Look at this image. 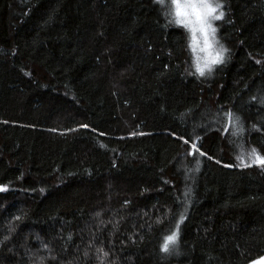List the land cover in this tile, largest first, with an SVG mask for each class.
Masks as SVG:
<instances>
[{"label":"trees","instance_id":"1","mask_svg":"<svg viewBox=\"0 0 264 264\" xmlns=\"http://www.w3.org/2000/svg\"><path fill=\"white\" fill-rule=\"evenodd\" d=\"M214 1L202 78L156 0H0V264L264 256V0Z\"/></svg>","mask_w":264,"mask_h":264},{"label":"snow or ice","instance_id":"2","mask_svg":"<svg viewBox=\"0 0 264 264\" xmlns=\"http://www.w3.org/2000/svg\"><path fill=\"white\" fill-rule=\"evenodd\" d=\"M162 2V0H161ZM175 7V16L177 17L176 23L183 24L185 27L189 28L192 32L193 39V49L195 50L197 43V33H200L203 36L204 49L207 50L212 47V44L209 42V36H212V39L215 40L216 28L212 26V21L221 20L224 17V12L221 11L223 5L221 3H213V0H187L185 3H181V0H172ZM227 52V49L221 46L219 52L211 60V64L223 63V54ZM259 63V61H257ZM207 67V65H205ZM196 71L200 76H203L205 73V68L201 67L199 63L196 65ZM261 103H264V98L261 99ZM226 116L231 126L235 127L239 124L240 118L235 116L232 112H227ZM227 131V129H225ZM237 131L242 132L243 128H237ZM135 135V133H133ZM233 135H236V131L233 132ZM185 143H189V140H185ZM193 151H190L188 154L192 155L195 152H199L200 155H205L204 152L200 151L199 147L196 144L191 145ZM241 161V164L245 167H250L253 164H259L264 167V157L260 156L255 148L251 150L248 154V159L251 163H245L243 155L237 157ZM7 189L3 186H0V191H6ZM187 196V193H185ZM16 219H19L17 217ZM185 216L181 213L179 220L176 222L175 230L171 234L166 235L163 239L160 249L162 252L169 253L174 250L179 238V228L180 224L183 223ZM71 239V237H69ZM99 252L103 253L104 257L108 256L107 252H104L103 249H98ZM87 255V253H85ZM54 258V257H53ZM103 264V261H101ZM252 264H264V256L259 257L257 260H254Z\"/></svg>","mask_w":264,"mask_h":264},{"label":"rangeland","instance_id":"3","mask_svg":"<svg viewBox=\"0 0 264 264\" xmlns=\"http://www.w3.org/2000/svg\"><path fill=\"white\" fill-rule=\"evenodd\" d=\"M156 1L165 7H169V10H170L172 17H173L172 21L174 22V24L178 25L180 27H183L187 31L188 37H189V51H190L191 65L193 67V71L198 76H200L199 73L196 71V65H197V63H199L201 67L205 68L204 75L200 76V77L205 78L207 75H209L211 73V71L214 69V67H216V65L219 64V63L218 64H211V60L216 56L217 52H219L221 49L219 47L217 41H216V33H215V40L212 39L211 35L209 36V42L212 44V47L207 49V50H202V49H204L203 36L200 33H197V43H196V47L194 50L193 49V39H192L191 30L189 28L185 27L183 24H177L176 23L177 17L175 16V7L173 5L172 0H162V2H161V0H156ZM185 2H187V0H181V3H185ZM213 3H216V2L213 0ZM216 21L217 20L212 21V26L214 28H216L215 27ZM205 65H207V67H205ZM251 150L252 149H249V148H246L244 150L242 149V151H240L237 154V157H240L243 155L245 163H251V161L248 159V154L251 152ZM237 162H238V164H241V161L238 159H237ZM253 165H259V164H253Z\"/></svg>","mask_w":264,"mask_h":264},{"label":"water","instance_id":"4","mask_svg":"<svg viewBox=\"0 0 264 264\" xmlns=\"http://www.w3.org/2000/svg\"><path fill=\"white\" fill-rule=\"evenodd\" d=\"M249 264H252V262H251V263H249Z\"/></svg>","mask_w":264,"mask_h":264}]
</instances>
